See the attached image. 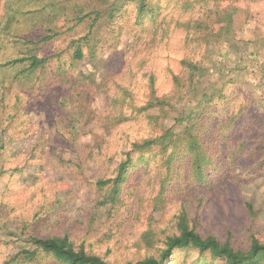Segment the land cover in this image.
<instances>
[{
    "label": "rangeland",
    "instance_id": "rangeland-1",
    "mask_svg": "<svg viewBox=\"0 0 264 264\" xmlns=\"http://www.w3.org/2000/svg\"><path fill=\"white\" fill-rule=\"evenodd\" d=\"M58 1L84 5L87 0ZM103 1L93 0V6L103 9ZM177 1L162 0L160 20L166 32L160 28L154 36L152 27L142 30L131 8L126 22L102 26L94 55L85 47L84 58L71 65L72 39L89 32L85 22L72 29V22L64 26L67 20L61 15H72L73 5L54 14L56 7H48L52 0H0V264H57L43 252L42 263L19 255L30 236H68L77 248L121 264L145 253L138 251L136 241L150 221L163 235L170 234L183 208L204 235L230 238L244 248L252 234L264 238V0L240 1L232 26L241 41L230 33L209 45L186 40V31L177 25ZM43 4L48 8L40 12ZM211 6L198 4L183 18L197 17ZM38 22L58 23L61 32L42 40L41 28H33L25 36L30 41L22 46L5 37L9 27L22 32ZM27 49L51 59L33 79L24 77L23 65L2 66ZM58 59L68 60V76L77 78L83 72L75 90L62 82ZM183 59L205 68L197 88L212 80L223 98L203 107L193 92L161 125L179 132L199 117L207 125L215 122L205 133V148L228 179L214 173L210 183L199 182L187 159L166 183L164 206L155 209L168 174L153 158L134 170L122 187L120 203L106 202L98 181L114 175L132 142L156 133L145 113L157 109L140 111L151 96L150 73L156 75V94L166 95L173 88L172 75L183 74ZM122 93L121 106L114 101ZM63 96L70 101L62 103ZM122 111L127 119L119 120ZM242 141L246 147L234 156ZM246 201L254 204L255 215L249 214ZM15 230L19 235L12 233ZM189 261L203 264L197 255Z\"/></svg>",
    "mask_w": 264,
    "mask_h": 264
},
{
    "label": "trees",
    "instance_id": "trees-1",
    "mask_svg": "<svg viewBox=\"0 0 264 264\" xmlns=\"http://www.w3.org/2000/svg\"><path fill=\"white\" fill-rule=\"evenodd\" d=\"M240 1L178 0L181 15L177 20V25L186 31L187 41L195 42L198 45L216 43L223 36L230 33L233 34L232 39L239 42L241 41V36L233 28L232 18L240 6ZM102 4L104 5L103 9H97L93 6V0H87L84 5L69 4L74 7L73 14L70 15L65 12L61 15L67 20L64 26L72 22L73 25L70 26L72 29L79 23L85 22L89 28L87 34L78 39H72L70 43L73 48L74 58L69 59L71 60V65H75L76 61L84 58L86 55L84 52L85 47L88 48L89 54L94 55L95 51L93 48L98 47V40L100 41L99 31L102 26L105 24L113 26L121 21L126 22L125 16L132 9L135 12L136 23L142 30H149L152 27L154 36L159 33L160 28L166 32V29L161 27L162 22L160 20L162 0H104ZM198 4H206L208 7L212 4V6L208 11L200 13L197 17L183 18V13L189 12ZM69 5H66L63 1L52 0L48 7L52 9L56 7V12L51 11L57 14V11H61L65 6ZM48 7L43 4L38 10L42 12ZM12 18V15L8 14V19L13 20ZM37 27H40L44 34L42 40L51 39L61 32L57 30L61 28L58 23L53 26L52 24L38 22L33 23L32 28L29 30L22 32L9 27L5 37H9L12 42L22 46L23 42L30 41L25 36L32 34V29ZM31 52L32 50L27 49L26 52H22L17 57L10 58V60L4 62L2 66H5L6 69H17L19 65H23L25 78L31 77L33 79L36 76L39 77L38 69L44 67L51 59H49L50 57L40 58L35 54H30ZM251 56L253 58L254 53ZM90 60L92 61L93 59ZM67 62V59H58V68L62 71V82L69 84V86L72 84V89L75 90L84 75L82 71H79L77 78L68 76L64 72L66 71L64 65ZM181 62L184 69L183 74L172 75L173 88L166 95L159 96L156 94V75L154 72L150 73L148 85L151 89V96L148 102L140 108V111H146L150 108L157 109L154 114L145 113L156 133L153 137L132 142L130 147L124 151V157L116 166L114 175L98 181L100 190L105 191L106 202L111 201L115 206L120 203L122 201L120 197L122 187L129 181L134 170L140 164L146 163V161L149 163L148 159L153 158L158 161L159 165L166 166L168 174L167 180L164 181L162 179L161 190L154 201L155 209H160L164 206L163 192L167 187L166 183L173 172L180 170L187 159H190L191 173L195 175L199 182L210 183L209 179L214 173L217 176L219 175L222 180L226 181L228 179V172L223 167L214 166V156H210L208 149L205 148V144H208L205 142V133L210 128L209 125L214 126L215 122L209 121L210 124L207 125L202 122V117H199L197 122L190 121L185 123L184 128L179 132L174 127L164 129L161 125L174 112L176 104L186 102L193 92H196L195 96L199 98L203 107L205 105L210 107L216 98H223L222 93L215 91L216 82L212 80L208 79L205 84L197 88L200 81L202 82L201 78L205 73V68L199 65L198 62L188 59H183ZM21 75L22 73H15L17 78H22ZM124 99L125 94L122 93L115 97L114 103H120L122 106L125 102ZM63 101L68 102L70 99L67 96H63L61 102L63 103ZM121 106L120 108H122ZM120 118L127 119V114L122 111L119 120ZM245 144L246 141H242L239 144V147L234 151V156H238L244 150ZM158 151H161L163 155L158 156ZM218 159L216 158V160ZM245 206L249 214L255 215L257 213L251 201H246ZM175 230V232L163 235L162 231L158 230L153 222L150 221L148 227L142 231L136 241L138 251L145 253L136 259L125 260L121 264H192L189 261L192 255H197L198 262L201 261L203 264H264V238H260L257 234L251 235L250 244L247 248L235 245L230 238L223 240L214 234L204 235L196 229L186 208H183L176 216ZM12 233L19 235L18 230ZM21 233L23 231H20ZM26 243L28 247H24L19 253L25 260L42 263L40 253L43 252L45 255L50 256L53 261H56L57 264H115L101 254L86 251L83 247L77 248L68 236L46 238L30 236L26 239Z\"/></svg>",
    "mask_w": 264,
    "mask_h": 264
},
{
    "label": "crops",
    "instance_id": "crops-1",
    "mask_svg": "<svg viewBox=\"0 0 264 264\" xmlns=\"http://www.w3.org/2000/svg\"><path fill=\"white\" fill-rule=\"evenodd\" d=\"M249 57H251V55Z\"/></svg>",
    "mask_w": 264,
    "mask_h": 264
}]
</instances>
